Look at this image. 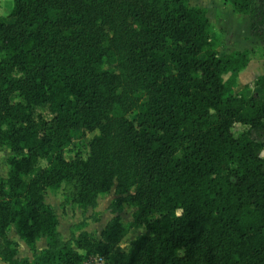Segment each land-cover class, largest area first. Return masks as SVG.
Instances as JSON below:
<instances>
[{"label":"trees","instance_id":"16d2710c","mask_svg":"<svg viewBox=\"0 0 264 264\" xmlns=\"http://www.w3.org/2000/svg\"><path fill=\"white\" fill-rule=\"evenodd\" d=\"M12 1L0 20V144L12 154L0 260L264 264V74L258 94H233L249 52L220 53L206 9L189 0ZM227 1L264 43V0ZM235 124L247 129L235 135ZM74 130L93 134L66 158ZM112 187V211L129 203L132 220L114 216L100 239L80 221L64 239L46 190L86 209ZM10 226L31 260L17 257ZM140 226L148 233L123 249Z\"/></svg>","mask_w":264,"mask_h":264},{"label":"rangeland","instance_id":"374dc122","mask_svg":"<svg viewBox=\"0 0 264 264\" xmlns=\"http://www.w3.org/2000/svg\"><path fill=\"white\" fill-rule=\"evenodd\" d=\"M189 2L193 6L206 9V15L210 22L209 34L211 38L216 40L217 49L220 53H229L236 50H247L249 52V62L239 72L233 94L244 93L247 96L258 94L259 91L254 87L253 81L259 75L264 74V43L253 35L249 16L235 13L227 0H189ZM12 5V0H0L1 21L8 20ZM129 118L134 119L135 113L129 114ZM246 129L247 127L240 124H235L232 128L235 135ZM92 134L83 130H74L72 133L73 142L70 148L65 151L66 158H71L74 151L78 148L85 151ZM251 136L257 138L253 132H251ZM11 155L7 147L0 144V178L7 175L8 159ZM260 155L264 156V150ZM46 162L47 160H42L40 164L45 165ZM44 196L45 202L52 205L55 209L54 212H56L58 218L59 228L64 231L69 227L68 237H70L71 232L77 234L76 224L84 221L90 233L97 238L95 235H98L103 230V226L105 227L111 218L118 215L123 223H128L132 220V213L135 210L129 203L124 202L120 211H112L111 204L118 197L114 187L108 192L99 195L96 206L86 209L71 205H67L64 209L61 208L62 188L58 190L48 189ZM146 233L148 231L142 226L132 228L121 240L120 246L127 250L132 240ZM18 253L22 255L23 252L21 249H17V255Z\"/></svg>","mask_w":264,"mask_h":264},{"label":"crops","instance_id":"0c3cea01","mask_svg":"<svg viewBox=\"0 0 264 264\" xmlns=\"http://www.w3.org/2000/svg\"><path fill=\"white\" fill-rule=\"evenodd\" d=\"M45 197V196H44ZM48 204V203H47ZM50 205V204H49ZM52 208H53V206L52 205H50ZM54 209V208H53ZM55 210V209H54ZM56 213V212H55ZM69 228V227H68ZM68 228L66 229V230H64V231H62L60 228H59V226H58V230H59V232L61 233V235H62V237L64 238V239H68L69 237H68V234H69V230H68ZM103 228H104V226H103ZM84 230H86V231H88V232H90V230H89V228H88V226L86 227H84ZM100 233H101V231H100ZM100 233L98 234V235H95L96 237H97V239H100ZM7 236H8V238L10 239V240H13V241H15L16 243H17V249L18 250H22V255H20L19 253H18V257L19 258H22V257H27L29 260H31L32 259V253H31V251H30V248L24 243V241L23 240H21L19 237H18V235L16 234V232H15V229H14V227L13 226H10V228H9V230H8V232H7ZM45 247V238L44 237H42V238H40L37 242H36V248H37V250H41V249H43ZM0 264H6V263H4L3 261H1L0 260Z\"/></svg>","mask_w":264,"mask_h":264},{"label":"built area","instance_id":"2783aa9c","mask_svg":"<svg viewBox=\"0 0 264 264\" xmlns=\"http://www.w3.org/2000/svg\"><path fill=\"white\" fill-rule=\"evenodd\" d=\"M104 260L101 256L99 255H93L90 256L85 262L82 264H103Z\"/></svg>","mask_w":264,"mask_h":264}]
</instances>
